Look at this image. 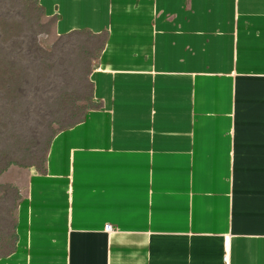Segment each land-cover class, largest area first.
<instances>
[{
  "label": "crops",
  "instance_id": "obj_1",
  "mask_svg": "<svg viewBox=\"0 0 264 264\" xmlns=\"http://www.w3.org/2000/svg\"><path fill=\"white\" fill-rule=\"evenodd\" d=\"M33 2L99 40L93 107L0 264H264V0Z\"/></svg>",
  "mask_w": 264,
  "mask_h": 264
},
{
  "label": "rangeland",
  "instance_id": "obj_2",
  "mask_svg": "<svg viewBox=\"0 0 264 264\" xmlns=\"http://www.w3.org/2000/svg\"><path fill=\"white\" fill-rule=\"evenodd\" d=\"M99 40L60 39L33 0H0V245L12 244L26 177L40 173L52 138L90 108Z\"/></svg>",
  "mask_w": 264,
  "mask_h": 264
},
{
  "label": "bare ground",
  "instance_id": "obj_3",
  "mask_svg": "<svg viewBox=\"0 0 264 264\" xmlns=\"http://www.w3.org/2000/svg\"><path fill=\"white\" fill-rule=\"evenodd\" d=\"M71 128L62 130L52 138L43 170L26 177L25 192L17 215L66 200Z\"/></svg>",
  "mask_w": 264,
  "mask_h": 264
},
{
  "label": "built area",
  "instance_id": "obj_4",
  "mask_svg": "<svg viewBox=\"0 0 264 264\" xmlns=\"http://www.w3.org/2000/svg\"><path fill=\"white\" fill-rule=\"evenodd\" d=\"M104 231H106V232L111 231V227L109 225L105 226L104 227ZM228 244H229V237L226 236L224 238V240H223V245H224L225 248H227L228 247ZM224 264H227V257L226 256H224Z\"/></svg>",
  "mask_w": 264,
  "mask_h": 264
},
{
  "label": "trees",
  "instance_id": "obj_5",
  "mask_svg": "<svg viewBox=\"0 0 264 264\" xmlns=\"http://www.w3.org/2000/svg\"><path fill=\"white\" fill-rule=\"evenodd\" d=\"M99 49H100V48H99ZM88 82H89V79H88ZM89 85H90V83H89ZM90 101H91V87H90ZM92 107H93V104H92V101H91V106H90V108H88V110L91 109ZM88 110H87V111H88ZM87 111H86V112H87ZM86 112H85V113H86ZM84 115H85V114H84ZM84 115H83V117H84ZM83 117H82V119H83ZM82 119H81V120H82ZM81 120H79V121L76 122L75 124L79 123ZM73 125H74V124H73ZM13 228H14V226H13ZM13 231H14V229H13ZM13 237H14V234H12V241H13Z\"/></svg>",
  "mask_w": 264,
  "mask_h": 264
}]
</instances>
